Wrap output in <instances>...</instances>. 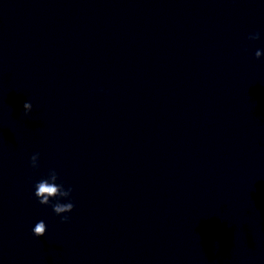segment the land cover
Listing matches in <instances>:
<instances>
[{
    "label": "clouds",
    "instance_id": "9594fccd",
    "mask_svg": "<svg viewBox=\"0 0 264 264\" xmlns=\"http://www.w3.org/2000/svg\"><path fill=\"white\" fill-rule=\"evenodd\" d=\"M260 39V33L255 32L248 36V40L255 41ZM264 55V51L258 49L255 51V58L260 59ZM33 109L30 101H26L23 105V114L28 116ZM40 153L36 152L30 156L29 164L32 169L39 168ZM59 174L55 169H49L46 177L38 180L34 185V196L41 205L51 206L53 212L61 217L62 223H68L70 217L66 215L75 208V204L71 200L73 189L71 187L65 188L62 183H57ZM61 200L68 202L62 203ZM55 201V203H53ZM47 232L46 223L41 220L35 224L32 233L35 237H43Z\"/></svg>",
    "mask_w": 264,
    "mask_h": 264
}]
</instances>
